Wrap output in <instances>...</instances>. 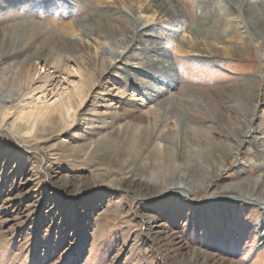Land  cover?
<instances>
[{
    "label": "rangeland",
    "instance_id": "374dc122",
    "mask_svg": "<svg viewBox=\"0 0 264 264\" xmlns=\"http://www.w3.org/2000/svg\"><path fill=\"white\" fill-rule=\"evenodd\" d=\"M178 1L187 20L183 39H228L232 29L226 19H215L213 9L202 11L197 0ZM99 7L100 0H0V109L9 112L0 119V264H264V210L257 202L236 200L240 195L264 199V174L257 167L264 158L246 157L256 147L264 149V130L256 143L239 144L236 159L216 151L205 162L201 154L210 143L220 150L236 146L229 131L245 124L237 103L247 79L262 84L251 129L264 120V48L247 39L245 55L201 62L173 43L175 86L159 81L163 76L155 71H129L148 89L143 93L124 81V68L153 57L114 61L106 54L112 51L105 44L122 32L109 26L99 32L87 22ZM169 28L158 26L160 40L169 38ZM88 29L97 33L96 41L85 38ZM241 36L234 29L230 45L243 44ZM101 51L105 70L96 62ZM82 54L90 58L97 81L86 101L62 126L56 117L29 133L19 116L53 112L68 101L82 80L70 59ZM201 126L198 135L194 128ZM146 129L148 147L134 163L126 154ZM160 149L176 157L182 171L156 189L130 190L150 179ZM222 163L226 169L219 173ZM188 164L211 169L186 179ZM208 176L207 190L181 191H192ZM239 184L242 190L234 191ZM161 187L171 191H158Z\"/></svg>",
    "mask_w": 264,
    "mask_h": 264
},
{
    "label": "bare ground",
    "instance_id": "6f19581e",
    "mask_svg": "<svg viewBox=\"0 0 264 264\" xmlns=\"http://www.w3.org/2000/svg\"><path fill=\"white\" fill-rule=\"evenodd\" d=\"M198 8L202 11L213 9L214 17L219 22L223 19L228 21L229 26L232 30L228 33V39L221 38V41L215 42L212 40H208L204 37H193L190 39H183L180 36V32L182 30V26L187 22L186 14L184 13V9L179 3L178 0H100V7L101 10L99 12H95L94 14L90 15L87 20L88 23L92 21L93 24L96 25L99 29V32L105 31L106 27L109 26L111 32H116L119 29L122 32L120 38L115 39L114 43H106L105 46L109 45L110 50L112 53H106L111 55L117 61L119 58H123V61L126 59L130 60H138L142 54L148 53V55L153 57L151 62H142L139 66H134L135 64H130L129 62L126 63L129 65V69L124 68L125 72L128 75L125 77L124 81L129 84L130 86H134L136 89L141 90L143 93L148 90L143 85L141 86L140 83H136L132 75L129 73L133 71V69H138L141 71H155L162 74V79L159 80L164 84H169L171 87L175 86L176 78L173 75V65L169 61L170 53L173 50V46L176 42L179 43V46L186 52L188 50L189 53L193 54L194 58H197L201 62H209L212 61L213 57H234V56H242L247 53V49L244 47L245 40L249 39L253 44L261 49L264 48V0H197ZM136 6H138L136 8ZM218 8V9H217ZM212 12V11H211ZM146 14H151V19L147 21H142L141 17L145 16ZM211 15V13L209 14ZM208 15V16H209ZM207 17V16H206ZM201 19V18H200ZM205 20V18H203ZM203 20V22H204ZM83 21V20H82ZM210 21V20H208ZM212 21V20H211ZM84 22V21H83ZM95 22V23H94ZM120 25L118 26L117 24ZM122 23V24H121ZM203 24V23H202ZM215 24V23H214ZM219 24V23H218ZM79 25V24H78ZM159 25H166L170 26V30H172V34L169 38L164 41L160 40L159 34H157L158 26ZM205 25V24H204ZM86 26V25H85ZM200 26V25H199ZM203 27V25H202ZM236 29L240 32L241 39H243V44L241 43L240 46H231L230 42H232L231 33L233 30ZM159 33V32H158ZM226 33V32H225ZM250 34L247 35V34ZM97 34V33H96ZM92 29L86 30L84 32V36L91 41H96V35ZM132 35L131 40H128V36ZM190 36H188L189 38ZM230 37V38H229ZM204 38V39H203ZM252 40H251V39ZM166 39V38H165ZM159 40L161 42H159ZM136 42V45L134 44ZM133 43V51L131 47ZM174 43V44H173ZM86 47V45H85ZM101 48H98L99 50ZM129 49V50H128ZM184 54V53H183ZM99 55L98 62L99 68L105 70L107 67V62L105 61V57H103L102 51ZM261 59L264 68V49L261 52ZM77 67V71L80 74L82 80L81 84L77 88V92L69 97L68 101H64L58 108H56L53 112H49L47 108L46 111L43 110H30L29 113H23L19 116L20 119L26 120L27 131L30 133L36 124L40 123L41 125H46L52 122L53 118L59 120V125L62 126L64 123L67 114H69L72 110H78L81 108L83 103L88 98V95L94 89L96 85V76L90 70V58L85 55L75 56L70 59ZM259 61V60H258ZM61 64L60 61H55L54 64ZM130 71V72H129ZM134 73V72H133ZM264 72H262L263 74ZM257 75V74H255ZM264 77V75H263ZM258 78V77H255ZM264 79V78H263ZM247 79L246 83L239 88L238 91V102L241 112L240 117L242 116L245 119L244 122H240L238 126H234L230 129L231 135L237 138L236 146H230L222 148L221 150L210 143V149L208 151H201L203 154V160L207 162L209 160V156L212 155L213 152L221 151L222 156L224 158L232 155V158L236 159V151L239 149V144L241 145L245 140L249 144L256 143L259 141V137L257 133H261L264 130V120L259 122L256 129H251L252 127V119L254 117L255 109L259 105L258 102V93L262 84L259 82L258 85L254 84L255 79L253 80ZM261 81V80H260ZM148 92V91H147ZM157 93H153L152 95L155 98H159V93H161L160 89L156 91ZM167 93V91H166ZM164 94V92L162 93ZM257 95V96H256ZM153 97V98H154ZM264 97V93H263ZM257 99V100H256ZM263 100L264 104V99ZM9 116L8 110L4 107L0 109V119L4 122L7 117ZM264 117H262L263 119ZM244 124V125H243ZM29 128V129H28ZM36 128V127H35ZM203 126L194 128V131L197 134H201ZM263 128V129H262ZM209 129L205 130L207 134ZM148 129L142 132L139 138V141L129 148L126 155L130 156L129 159L133 160L134 163L137 161H142L144 152L146 147L149 144V134ZM204 133V134H205ZM230 134V133H229ZM159 137V136H158ZM232 138V137H231ZM246 142V141H245ZM262 147V146H261ZM252 151V150H251ZM235 153V154H234ZM251 157L253 159L261 157L264 158V149L255 148V151L252 153H247L246 157ZM234 159L232 161H234ZM154 166L152 164V170L150 172V179L143 180V182L139 183L140 188H129L130 190H134L138 194H141L143 188L152 190L159 187L158 185L164 179H174L176 178V174L179 171H182L183 167L177 165L175 161L177 158L173 157L168 151L160 149V151L153 156ZM128 161V160H127ZM153 162V161H152ZM133 163V162H131ZM199 163V162H198ZM198 167L185 166L183 170V175H198V173H202L205 175L211 169H206L202 166V164H198ZM196 166V164H195ZM215 166H212V173L215 172ZM229 167V166H227ZM260 169L263 170L264 174V163L257 165ZM195 168V169H194ZM198 168V169H197ZM181 169V170H180ZM226 169V164L222 163L220 167L216 169L219 173ZM211 173V174H212ZM181 174V173H180ZM201 175V174H200ZM182 176V179L186 178ZM188 177L186 179H188ZM191 177V176H190ZM209 177V176H208ZM211 177V176H210ZM209 178L203 179L200 182H196L193 186V190L189 191L188 193L185 189L181 190L182 192L189 194H195L199 191L207 190V182L205 180H209ZM126 180V179H124ZM121 180V182H124ZM210 181V180H209ZM213 181V180H212ZM206 182V183H205ZM243 184V183H242ZM239 184L236 186L234 191L242 190L243 186ZM256 186L259 185L258 181L255 182ZM209 186V185H208ZM231 187V186H230ZM239 187V188H238ZM145 190V189H144ZM171 191L170 189H166L161 187L158 191ZM243 197V198H242ZM242 201H249V202H257L259 206L262 207L264 210V199H255L251 196H242L236 197ZM220 199L218 197L216 200L215 198L213 201H217ZM264 214V212H263ZM146 220H152V217L146 216ZM262 229L264 230V216L261 220ZM262 244L264 245V231L262 236ZM193 256L192 258H194ZM208 258V257H207Z\"/></svg>",
    "mask_w": 264,
    "mask_h": 264
}]
</instances>
